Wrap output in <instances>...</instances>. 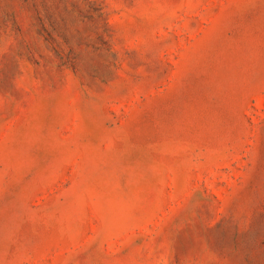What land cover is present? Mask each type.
Instances as JSON below:
<instances>
[{
    "label": "rangeland",
    "instance_id": "obj_1",
    "mask_svg": "<svg viewBox=\"0 0 264 264\" xmlns=\"http://www.w3.org/2000/svg\"><path fill=\"white\" fill-rule=\"evenodd\" d=\"M0 264H264V0H0Z\"/></svg>",
    "mask_w": 264,
    "mask_h": 264
}]
</instances>
